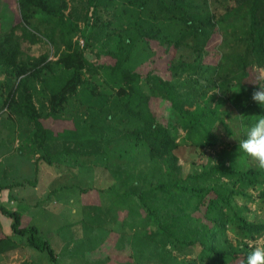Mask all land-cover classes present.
I'll list each match as a JSON object with an SVG mask.
<instances>
[{
    "label": "trees",
    "instance_id": "16d2710c",
    "mask_svg": "<svg viewBox=\"0 0 264 264\" xmlns=\"http://www.w3.org/2000/svg\"><path fill=\"white\" fill-rule=\"evenodd\" d=\"M76 1L82 16L75 7L76 15L66 14L68 0H16L19 22L13 18L6 29L0 22L4 105L30 123V151L50 167L100 161L119 189L107 207L84 205V235L70 259L87 264L86 253L100 239L117 238L114 259L123 263L245 264L251 244L264 237V223L249 220L234 202L264 201V171L232 162L185 174L180 159L190 145L220 143L213 127L230 118L226 105L245 125L264 116L251 99L255 69H264V0ZM78 32L84 48L75 40ZM24 43L51 45L57 60L26 54ZM164 55H171L168 63ZM214 91L227 102L212 107ZM73 97L79 108L87 106L83 116H66ZM56 144L64 147L54 151ZM134 153L148 160L145 183L136 184L123 167ZM9 187L0 184V193ZM91 189L99 197L105 191ZM0 212L11 220V234L0 222V256L24 245L61 264L25 212L2 203ZM188 252L191 259L180 258Z\"/></svg>",
    "mask_w": 264,
    "mask_h": 264
},
{
    "label": "rangeland",
    "instance_id": "374dc122",
    "mask_svg": "<svg viewBox=\"0 0 264 264\" xmlns=\"http://www.w3.org/2000/svg\"><path fill=\"white\" fill-rule=\"evenodd\" d=\"M68 1L69 8L66 14L75 13L73 10V7H75L76 13L82 16L85 10L84 6L77 3L76 0ZM150 8L153 11L154 8ZM17 10L16 0H0V22L3 29L9 27L10 20L13 18L16 23L19 22L20 18ZM92 10L89 12L92 13ZM79 23L80 28H84V22L80 20ZM74 37L84 48L85 43L81 33L78 32ZM217 43L220 46L222 41L219 40ZM23 50L26 54L34 57L49 53L50 60H57L54 54L55 50L49 44L30 45L24 43ZM208 51L211 52L209 58L216 60L217 58L213 55L215 52L213 47L208 48ZM184 54L185 59L190 60L191 51L185 50ZM164 57L167 60L165 63H168L171 55H164ZM256 72L259 73V76L264 75V69H255ZM5 81V76L0 75V184H8L10 187L0 193V203L10 210L25 212L27 222L39 227L43 236L50 240L55 247L61 264H77L70 259L69 250L73 252L74 246L83 238L84 231L80 221L84 218V205L95 202L100 203L102 207H107L111 199H114L113 197L119 193V189L111 186L113 181L110 169L106 168L100 161L89 163V159H84L86 162L81 166L83 159H80L77 166L71 160L72 167L65 166L66 162L62 163L63 166L61 167H50L42 161L43 158L40 159L38 153L30 151L29 142L25 137L26 133L32 131L30 123L26 119L17 118V115L4 105L8 91V87L2 85ZM214 94H216L215 91L211 92L209 96ZM213 97L214 101L210 102L212 107H215L218 103L227 102L221 95ZM79 104L78 97L71 98L70 104L67 106L66 116H83L87 106L79 108ZM223 108L229 110L230 118H226L225 123H215L213 127V133L220 138V143L216 147L193 148L191 145L188 146L180 159L185 174L201 171L221 163L229 165V163L235 162L239 168L255 167L249 158L243 153H239L238 150L239 140L244 138L249 125L244 124L242 114L237 113L230 104ZM182 133L184 135V132ZM63 147L61 144H56L53 146V150L56 151ZM116 149L117 147L113 145L108 147V152L112 154ZM125 162L123 167L137 177L135 183H145L143 176L149 172L147 158L140 153H134V156ZM38 167V173L36 174V168ZM28 181L33 182L34 186L30 185ZM91 188L105 189V191L100 193L99 197L98 192ZM85 189H89V191L87 193L82 192ZM248 194H252V199L257 193L252 191ZM103 195L107 196L103 197ZM99 199L101 200L99 201ZM249 199L250 197H239L236 198L234 204L249 220L264 223V201L252 202ZM0 222L3 231L11 234V220L3 216L1 212ZM71 224L73 226H70ZM230 236L233 235L230 234ZM116 239H110L109 241L100 239L97 249L86 253L85 263L129 264L114 259ZM261 243H264V237L252 243L251 246L254 247ZM180 258L189 260L192 256L188 252L181 255ZM148 262L143 261L142 264H149ZM24 263L51 264V260L47 253L36 252L24 245L15 252L0 256V264Z\"/></svg>",
    "mask_w": 264,
    "mask_h": 264
},
{
    "label": "clouds",
    "instance_id": "9594fccd",
    "mask_svg": "<svg viewBox=\"0 0 264 264\" xmlns=\"http://www.w3.org/2000/svg\"><path fill=\"white\" fill-rule=\"evenodd\" d=\"M258 87L252 92L253 102L264 108V75L257 77ZM239 153L247 156L258 171H264V116H258L239 140ZM245 264H264V243L255 245L246 256Z\"/></svg>",
    "mask_w": 264,
    "mask_h": 264
}]
</instances>
